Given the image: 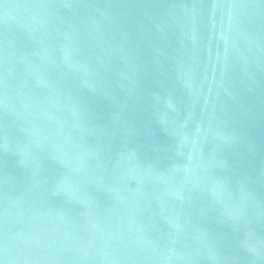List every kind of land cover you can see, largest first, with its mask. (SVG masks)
<instances>
[{
    "label": "water",
    "instance_id": "water-1",
    "mask_svg": "<svg viewBox=\"0 0 264 264\" xmlns=\"http://www.w3.org/2000/svg\"><path fill=\"white\" fill-rule=\"evenodd\" d=\"M0 264H264V0H0Z\"/></svg>",
    "mask_w": 264,
    "mask_h": 264
}]
</instances>
